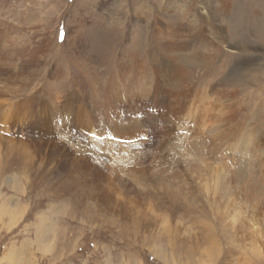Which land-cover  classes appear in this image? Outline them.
<instances>
[{
    "label": "rangeland",
    "instance_id": "1",
    "mask_svg": "<svg viewBox=\"0 0 264 264\" xmlns=\"http://www.w3.org/2000/svg\"><path fill=\"white\" fill-rule=\"evenodd\" d=\"M207 1L0 0V264H264L262 0Z\"/></svg>",
    "mask_w": 264,
    "mask_h": 264
},
{
    "label": "bare ground",
    "instance_id": "2",
    "mask_svg": "<svg viewBox=\"0 0 264 264\" xmlns=\"http://www.w3.org/2000/svg\"><path fill=\"white\" fill-rule=\"evenodd\" d=\"M207 1V0H206ZM216 6H212L213 7V9H214V12H215V16H213L212 18H217L218 17V14H220V11H221V7L219 6L220 5V0H216ZM230 3V2H229ZM203 4V6L204 7H206V9H207V11H208V13L210 14V18H211V13H213V12H211V0H209V1H207L206 3H202ZM261 4H262V8L263 9H254V10H252V11H249V12H251L250 14H241L240 15V17H237L236 19H234L233 18V6L232 7H227L226 6V9H225V12L227 13V14H229L230 16H228V19L230 18V21H233V19L236 21V23L235 24H232V25H234V26H236L234 29H230V35H231V38H228L230 41L227 43V41L228 40H226V42H224L225 43V45L227 46V47H229V45H231L232 46V48L231 49H235V47H234V45L232 44L233 42L235 43L236 41H239L240 39V34H241V32H240V27L242 26V24H244L245 22L243 21V19H245V18H249L250 16H252V20L254 19V22H258V21H260L261 23H263L264 24V0H262L261 1ZM197 5V4H196ZM190 7V6H189ZM194 7V6H193ZM217 7V8H216ZM260 7V6H259ZM192 9V8H191ZM212 9V10H213ZM189 10V9H188ZM204 11H205V8H204ZM206 11V12H207ZM245 11V10H244ZM188 12V11H187ZM224 12V15H226V13ZM237 12V11H236ZM240 12V11H239ZM247 12V11H246ZM245 12V13H246ZM158 13V12H157ZM235 13V12H234ZM202 14V13H201ZM204 14V13H203ZM206 14V13H205ZM223 14V12H221V14L220 15H222ZM159 16V15H158ZM161 16V15H160ZM200 16V15H199ZM204 16V15H203ZM234 16H235V14H234ZM205 17H206V15H205ZM220 17H222V16H220ZM189 18V17H188ZM208 18V17H207ZM203 19V18H202ZM207 20H209V18L207 19ZM213 20V19H212ZM215 20V19H214ZM217 20V19H216ZM187 21V26L185 25V24H182V23H179L180 25H184L185 27H186V37H188L189 38V40L192 42H194L195 40H200V41H206V42H209L210 44H209V46L211 45V42H213V41H211L210 42V39L209 38H207L206 36H204V37H206V38H204L203 37V35H202V33H201V30H200V28H201V26H200V24H199V22H198V20L196 19V18H189L188 20H186ZM219 21H220V19H219ZM246 21H248V20H246ZM161 22V21H160ZM211 22V21H210ZM164 23V22H163ZM163 23L161 22V24L163 25ZM213 23V22H212ZM211 23V24H212ZM216 23V22H215ZM214 23V24H215ZM209 24V23H208ZM218 24V23H217ZM213 25V24H212ZM247 25V24H246ZM254 25H256L255 23H254ZM253 25V27H255ZM211 26V25H210ZM209 26V27H210ZM217 26V25H216ZM214 27V26H213ZM223 27V26H222ZM222 27L220 26V25H218L217 26V28L215 29V35H214V37L213 38H215V39H218V40H221V43H222V39L226 36L227 37V35H225V33H224V31H225V29L223 30L222 29ZM232 27V26H231ZM160 29V28H159ZM208 29V28H207ZM212 29H214V28H212ZM244 29V28H243ZM256 29H257V27H256ZM245 30V29H244ZM258 30H260V29H258ZM243 31V30H242ZM232 32V33H231ZM261 32V31H260ZM210 33V32H209ZM227 33V32H226ZM212 34H214V33H212ZM205 35V34H204ZM262 35V34H261ZM183 36H184V33H183ZM263 36V35H262ZM228 37H229V35H228ZM264 37V36H263ZM259 39H262V38H259ZM188 40V39H187ZM214 40V39H213ZM192 42V43H193ZM239 49V48H238ZM161 50V49H160ZM241 50V49H240ZM169 51V50H168ZM218 51H220V50H218ZM217 51V54L219 53ZM245 50H241L240 52H239V55H242V52H244ZM163 52V51H162ZM209 54L210 55H213L214 54V52H213V50H211L210 52H209ZM203 100V99H202ZM205 100V99H204ZM200 105H202V104H200ZM209 108V107H208ZM209 111V110H208ZM205 112V111H204ZM207 112V111H206ZM200 120V119H199ZM206 120H205V118H203V122H205ZM199 122H201V121H199ZM220 127V126H219ZM224 127V126H223ZM233 139V138H232ZM229 140V139H228ZM226 141V140H225ZM234 141V140H233ZM233 141H229L231 144H235V142H233ZM235 145H237L238 146V144H235ZM241 149V148H240ZM234 218H236V215H234ZM256 241V240H255Z\"/></svg>",
    "mask_w": 264,
    "mask_h": 264
}]
</instances>
